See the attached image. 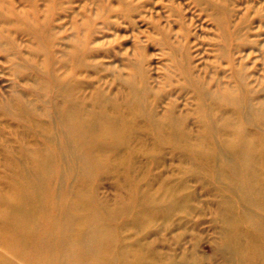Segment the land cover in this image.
Returning <instances> with one entry per match:
<instances>
[{"label": "rangeland", "instance_id": "374dc122", "mask_svg": "<svg viewBox=\"0 0 264 264\" xmlns=\"http://www.w3.org/2000/svg\"><path fill=\"white\" fill-rule=\"evenodd\" d=\"M52 73L71 77L84 98L100 91L121 108L127 81L144 91L146 112L116 153L121 159L84 185L95 204L114 211L108 222L117 247L144 257L143 264H237L224 246L232 193L178 147L179 135L195 143L203 134L201 98L213 117L233 116L205 94L233 91L264 108V0H0V176L5 152L19 156L26 129L2 104L59 103V86L40 84ZM169 117L178 126L175 141L149 128ZM164 187L177 191L169 213L136 220L133 208L121 207L129 199L141 207L149 192L157 208Z\"/></svg>", "mask_w": 264, "mask_h": 264}, {"label": "bare ground", "instance_id": "6f19581e", "mask_svg": "<svg viewBox=\"0 0 264 264\" xmlns=\"http://www.w3.org/2000/svg\"><path fill=\"white\" fill-rule=\"evenodd\" d=\"M48 80L40 84L47 87L53 82L59 86V103L50 99L41 108L16 98L14 103L2 104L22 119L26 129L24 134L19 133V156L8 151L3 159L6 169L0 176V258L6 264H143L144 257L117 247L108 222L114 211L95 204L84 185L93 171L109 168L121 159L116 153L136 128L138 117L146 112L142 105L144 91L127 81L130 90L121 108L115 98L100 91L84 98L71 77L52 73ZM205 95L229 106L233 116L221 113L213 117V109L201 98L203 134L195 143L180 134L182 143L178 147L202 162L232 193L231 201L225 204L224 244L232 260L237 264H264L263 105L253 104L233 91ZM87 101L92 107L86 105ZM39 117L47 118V122ZM175 122L171 117L150 121L149 128L155 136L167 132L165 137L175 141L179 132ZM252 122L260 124L257 132L248 128ZM25 134L31 139L25 141ZM108 153L114 154L108 158ZM163 191L165 198L157 208L149 192L143 194L141 207H134L130 199L121 207L133 208L136 220L169 213L176 205L177 191L170 187ZM239 202L260 213L242 211Z\"/></svg>", "mask_w": 264, "mask_h": 264}]
</instances>
